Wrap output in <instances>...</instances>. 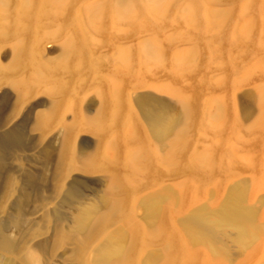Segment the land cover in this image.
Returning a JSON list of instances; mask_svg holds the SVG:
<instances>
[{"label": "rangeland", "instance_id": "1", "mask_svg": "<svg viewBox=\"0 0 264 264\" xmlns=\"http://www.w3.org/2000/svg\"><path fill=\"white\" fill-rule=\"evenodd\" d=\"M19 1L10 3L13 14ZM71 1L44 3L47 12L25 39L39 48L33 64L8 73L22 89L41 75L52 79L27 96L0 81V95L9 92L0 98V133L19 120L26 142L0 168V219L11 239L23 241L20 255L3 253L1 261L22 264L30 252L38 264H76L72 245L55 243L56 227L78 231L84 212L93 223L124 199L126 216L109 221L83 264H94L98 245L120 227L135 235L133 264H264V234L240 246L230 230L214 256L181 227L191 211L217 207L239 186L264 224V0H136L131 8L126 0ZM18 41L0 44L3 64ZM55 87L66 94L52 98ZM146 95L175 117L164 140L150 131L140 104ZM51 100L59 103L52 117ZM65 146L73 164L58 167ZM83 159L88 171L78 169ZM27 172L38 175V187L29 188L14 223L8 217ZM71 185L75 197L67 196ZM163 191L171 195L164 222L150 221L141 201Z\"/></svg>", "mask_w": 264, "mask_h": 264}, {"label": "bare ground", "instance_id": "2", "mask_svg": "<svg viewBox=\"0 0 264 264\" xmlns=\"http://www.w3.org/2000/svg\"><path fill=\"white\" fill-rule=\"evenodd\" d=\"M11 1L0 0V44L14 36H17L20 42L18 41L13 46V56L7 63L3 64L0 59V81H7L8 86L17 90L19 94L27 96L28 94L31 95L40 83L51 80L52 76L50 74L41 75L29 86L28 83H25V86L23 85L25 89H22L21 82L8 73L22 71L33 64V56L37 54L36 49L39 48L35 46V43H33V46L27 45L25 39L36 28L38 18L47 12L44 3L48 0H20L14 14L9 7ZM55 1L59 2L62 8L64 3H69V0ZM126 1L130 8L136 4V0ZM66 68L71 71L74 64L67 63ZM10 76L13 78L10 79ZM8 93V90L2 92L0 98H5ZM47 93L52 98H61L66 94V91L62 87H55L48 90ZM119 99L120 96L118 95L116 97V104L118 105L120 103ZM50 103L53 106L49 111V116L52 117L56 114L59 103L55 100H51ZM140 104L148 120L152 135L159 141L166 139L173 131L175 123V117L170 108L166 103L158 101L150 95L142 96ZM116 108L119 113L120 106H116ZM45 121L46 118L40 116L38 123H44ZM25 147L24 133L19 128L18 120L17 123L0 133V168L3 167L8 151L24 149ZM45 155H47V152H45ZM74 157V152L69 151L65 146L61 149L57 166L61 167L66 163L73 164ZM87 163L86 159H83L78 169L88 171L90 168H87ZM56 176L54 175V177ZM37 177L38 175H35V173L27 172L21 192L15 201V212L9 215V221L20 223L22 203L30 196L29 188L38 187L39 178ZM124 189L122 183L115 187V190L119 192ZM66 192L69 197L78 195V189L74 185H71ZM170 199L171 195L167 191L142 199L141 204L145 208L150 221L164 222V210ZM125 210L124 199L114 200L110 210L98 217L93 223H91L92 211H86L78 220V231L67 233L59 225L56 227L55 243L69 242L72 245V259L76 261V264H83L82 259L86 248L99 237L110 223L109 221L118 216H126ZM48 221L49 216L44 214L39 232L44 231ZM181 227L189 241L205 245L214 256H220L225 251L224 238L230 230L234 234L233 240L240 246H249L264 234V224L259 222L256 210L247 204V191L244 186L233 188L215 208L199 207L191 211L182 222ZM5 228L6 221L0 219V254L8 252L18 254L23 241L19 242L11 239L5 233ZM133 236L135 235L127 227L116 228L110 232L106 239L98 245L94 264H133L135 246ZM129 238L131 241H129ZM39 245L44 248L46 243L41 242ZM21 261L22 264H38L36 254L30 252H26L21 257ZM0 264L12 263H5L3 260L1 261L0 257Z\"/></svg>", "mask_w": 264, "mask_h": 264}]
</instances>
